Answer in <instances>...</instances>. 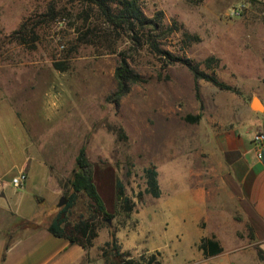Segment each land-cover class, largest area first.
<instances>
[{
    "label": "rangeland",
    "instance_id": "rangeland-1",
    "mask_svg": "<svg viewBox=\"0 0 264 264\" xmlns=\"http://www.w3.org/2000/svg\"><path fill=\"white\" fill-rule=\"evenodd\" d=\"M137 2L145 16L161 10L163 23L176 28L161 39V47L193 62L218 58L214 73L239 94L261 81L256 61L264 48V0ZM236 7L239 15L232 12ZM20 26L21 33L14 35ZM183 31L197 35L198 41L186 46ZM20 36L28 42L21 43ZM121 53L145 81L132 84L115 103L111 97L117 85L114 69ZM162 57L145 46L135 47L123 33L118 35L91 4L0 0V101L14 108L30 139V155L43 158L52 173L61 177L63 193L70 192L68 179L75 157L80 147H85L93 182L105 210L112 215L102 218L81 192L68 212L71 225L91 218L99 230L135 222L145 205L161 203L170 189L179 193L188 190L189 173L197 175L204 163L199 155L202 124L185 117L199 114L204 93L213 94L216 86L202 79L195 82L180 63L164 67ZM54 63H62L65 69H56ZM200 68L212 72L202 64ZM165 75L168 78L163 79ZM119 128L125 138L118 137ZM150 165L157 171L161 198L144 193L143 170ZM117 179L134 204L128 215L116 197ZM58 200L50 211L60 209ZM243 223L239 221L238 235L247 233L252 238L253 229L246 223L242 228ZM111 253L119 255L118 247ZM158 259L155 257L154 264Z\"/></svg>",
    "mask_w": 264,
    "mask_h": 264
},
{
    "label": "crops",
    "instance_id": "crops-1",
    "mask_svg": "<svg viewBox=\"0 0 264 264\" xmlns=\"http://www.w3.org/2000/svg\"><path fill=\"white\" fill-rule=\"evenodd\" d=\"M262 52L256 61L261 81L254 89L236 94L215 87L213 94L204 93V163L197 175L189 173V189H170L161 203L145 205L135 222L100 228L87 247L48 231L58 212L50 207L63 193L61 177L43 158L30 155L22 121L0 101V264H116L145 254L158 257V264H264V141L253 143L257 131L264 133ZM21 171L25 182L13 187L11 179ZM241 220L242 228L246 223L253 229L252 238L238 235ZM110 230L119 255L103 252ZM202 238L216 241L221 251L205 255Z\"/></svg>",
    "mask_w": 264,
    "mask_h": 264
},
{
    "label": "trees",
    "instance_id": "trees-1",
    "mask_svg": "<svg viewBox=\"0 0 264 264\" xmlns=\"http://www.w3.org/2000/svg\"><path fill=\"white\" fill-rule=\"evenodd\" d=\"M80 2L88 3L96 7L97 12L102 19L111 26L118 35L120 32L127 36L129 41L135 47L145 46L146 49L156 55L163 56L165 63L164 67L180 63L184 65L192 74L194 81L202 79L211 83L221 90L231 91L239 94V91L220 80L214 73V67L218 64L219 59L214 56L206 57L202 62H193L189 57L174 55L169 50L161 47V39L167 37L176 31L172 25H165L163 23V13L161 10L157 11L152 17L144 15L140 9L137 0H78ZM175 24V23H174ZM23 26L13 32L14 35L21 33ZM182 37L184 44L189 45L192 41H198L197 35H190L183 31ZM20 42L25 44L28 41L25 37L20 36ZM35 37L31 39L34 41ZM162 57V58H163ZM127 56L121 53L120 62L114 69V78L116 80V89L111 97L113 102L117 103L120 97L126 94L132 84L145 81V79L130 68L127 62ZM201 64L205 69L212 70L207 72L200 68ZM54 67L58 70H64L65 66L62 63H54ZM161 78V75H158ZM168 78L167 75L163 79ZM195 97L199 101L198 88L195 83ZM201 107V104H200ZM200 118L199 114L187 115L185 119L189 122H197ZM118 137L125 138L122 129H118ZM146 181L144 189L145 194H150L152 197L157 198L160 195V188L157 181V171L153 165H150L143 170ZM70 192H64L63 196L67 199V203L60 207L56 216L51 220L48 225V231L56 237H64L71 243H78L83 247L90 246L93 238L97 234V225L93 223L91 218L80 219L74 224H70L67 220L69 209L74 205L79 193H85L91 207L95 208L98 215L102 218H111L112 215L105 210L103 201L96 189L93 182L91 164L88 161L85 153V147H80L76 157L75 166L71 171V176L68 179ZM116 197L119 202L120 209L128 215L134 204L131 199L124 193L123 184L120 180L115 182ZM138 197H141V193ZM65 227L69 228L67 231ZM110 239L105 243L103 252L117 251L114 231H109ZM199 248L202 249L205 255H214L221 251L218 243L211 238H202ZM262 257L261 251H258ZM155 255L146 257L141 255L138 259L122 260L126 264H154Z\"/></svg>",
    "mask_w": 264,
    "mask_h": 264
},
{
    "label": "built area",
    "instance_id": "built-area-1",
    "mask_svg": "<svg viewBox=\"0 0 264 264\" xmlns=\"http://www.w3.org/2000/svg\"><path fill=\"white\" fill-rule=\"evenodd\" d=\"M232 12L235 15H239L240 13L239 7L233 8ZM263 141H264V133L261 131H257L253 136V143L255 144V146H259L260 144L263 143ZM25 179H26V174L25 172L21 171L20 173L12 177L11 184L13 187L20 188L25 182Z\"/></svg>",
    "mask_w": 264,
    "mask_h": 264
},
{
    "label": "water",
    "instance_id": "water-1",
    "mask_svg": "<svg viewBox=\"0 0 264 264\" xmlns=\"http://www.w3.org/2000/svg\"><path fill=\"white\" fill-rule=\"evenodd\" d=\"M67 203V199L64 196H61L58 200V206L61 207ZM119 264H126L125 262H121Z\"/></svg>",
    "mask_w": 264,
    "mask_h": 264
}]
</instances>
